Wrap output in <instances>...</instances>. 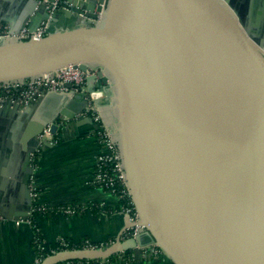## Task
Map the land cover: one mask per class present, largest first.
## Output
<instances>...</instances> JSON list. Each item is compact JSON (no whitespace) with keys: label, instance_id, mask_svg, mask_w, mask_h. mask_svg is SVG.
<instances>
[{"label":"water","instance_id":"95a60500","mask_svg":"<svg viewBox=\"0 0 264 264\" xmlns=\"http://www.w3.org/2000/svg\"><path fill=\"white\" fill-rule=\"evenodd\" d=\"M53 1L0 0L9 34L47 23L38 40L0 38V83L94 70L87 91L104 93L94 103L138 220L126 218L109 246L39 264L129 250L139 261L153 243L173 264H264V5L259 14L258 0H60L50 11ZM57 95L86 107L72 89L0 101V179L12 191H0L5 219L31 217V155L52 146L39 139L45 126L54 133L70 116L40 114Z\"/></svg>","mask_w":264,"mask_h":264},{"label":"crops","instance_id":"0c3cea01","mask_svg":"<svg viewBox=\"0 0 264 264\" xmlns=\"http://www.w3.org/2000/svg\"><path fill=\"white\" fill-rule=\"evenodd\" d=\"M258 2L257 12L261 14L264 0ZM1 23L9 27L6 22ZM80 108L78 100H70L61 95L45 97L41 104L40 114L49 110H64L70 116H64L65 122L58 130L57 143L41 151L37 173L38 203L49 207L97 204L99 209H86L76 215H37L35 222L39 226L41 244L45 250L52 248L60 238L73 243L82 239L93 243L115 239L126 224L125 216L115 211L116 197L93 184L96 158L103 147L95 136L93 124L87 120V116L81 114L83 110L79 112ZM0 181V191L4 190L6 197L12 195L9 186ZM33 237L34 228L28 221L16 222L0 216V264H35L37 252ZM131 264L173 262L165 256L158 260L134 259Z\"/></svg>","mask_w":264,"mask_h":264},{"label":"built area","instance_id":"2783aa9c","mask_svg":"<svg viewBox=\"0 0 264 264\" xmlns=\"http://www.w3.org/2000/svg\"><path fill=\"white\" fill-rule=\"evenodd\" d=\"M59 2L60 0H54L49 5V10L52 11L57 8ZM46 28L47 23L46 21H43L34 31H29L28 29L23 28L16 34H9L8 26L0 23V38L38 40L46 35ZM93 73H95V71L92 69L81 71L77 68H73L72 66H66L60 68L54 74H44L42 76L33 77L27 79L24 83H0V101H14V98H17L19 102L29 104L37 100L46 91L52 90L56 92H68L70 89H72L75 94H80L82 98L86 99L87 104L81 114L90 116L93 123L97 125L95 136L103 147L102 152H100L96 158L93 184L113 194L118 201L117 209L115 211H119L129 222L135 223L138 220V213L127 186L118 145L114 141L110 131L106 128L94 103L96 99L102 98L104 93L99 89H95L92 92L87 91L85 79ZM67 83H70L71 86L68 87ZM64 122L65 118L57 121V127L60 128ZM39 139L54 145L59 139V132L56 131L53 133L51 131V123H49L39 135ZM31 160L33 170L36 173L31 179V197L33 202L31 207V216L34 211H39L41 213L49 212L76 215L82 213L86 209H93V204H68L49 207L38 203L37 173L40 163L39 151H36L31 155ZM20 221L24 220H18L16 222ZM25 221H28L31 224V217ZM137 230H139L138 226L132 228V236L137 233ZM39 234L40 230L35 228L33 237V243L36 244L37 248L35 264H39L46 256L58 251L71 249H97L109 246L115 241V239H108L102 243H93L88 239H82L77 243H72L70 246L66 239L60 238L52 248L45 250L42 247L40 238L38 237ZM125 237H127L126 232H124V238ZM140 250L141 260H158L165 257L163 249L154 243L144 245L140 247ZM133 261L134 254L132 251H118L105 258H77L65 260L56 264H131Z\"/></svg>","mask_w":264,"mask_h":264},{"label":"trees","instance_id":"16d2710c","mask_svg":"<svg viewBox=\"0 0 264 264\" xmlns=\"http://www.w3.org/2000/svg\"><path fill=\"white\" fill-rule=\"evenodd\" d=\"M117 205H118V201H117ZM93 209L92 210H98L99 208H97L98 206H97V204H93ZM39 214H45V215H49L50 213L49 212H46V213H41V212H39V211H34L33 212V214H32V216H31V224H32V226H33V228L35 229V228H38L39 229V226L36 224V222H35V218H36V216L37 215H39ZM38 237L40 238V240H41V234H39L38 235ZM67 242L69 243V245L71 246V244L73 243L72 241H69V240H67ZM34 248H35V250H37V248H36V244H34ZM130 251V250H129ZM129 251H127V252H129Z\"/></svg>","mask_w":264,"mask_h":264}]
</instances>
